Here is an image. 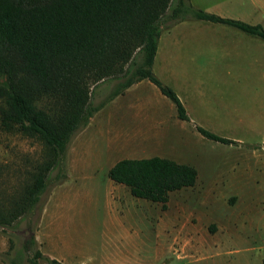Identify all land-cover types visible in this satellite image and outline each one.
<instances>
[{
	"label": "rangeland",
	"instance_id": "374dc122",
	"mask_svg": "<svg viewBox=\"0 0 264 264\" xmlns=\"http://www.w3.org/2000/svg\"><path fill=\"white\" fill-rule=\"evenodd\" d=\"M261 8L252 7V21L264 25ZM141 57L137 50L124 74L92 86L91 103L104 105L73 137L65 166L50 172L37 208L0 227L2 264H27L35 249L62 264H264V61L248 73L208 63L206 76L189 80L194 119H169L166 108L168 122H141L111 97ZM197 125L236 142L204 137ZM151 156L198 170L166 207L108 175L120 159ZM45 157L40 141L0 122V204L19 196Z\"/></svg>",
	"mask_w": 264,
	"mask_h": 264
},
{
	"label": "trees",
	"instance_id": "16d2710c",
	"mask_svg": "<svg viewBox=\"0 0 264 264\" xmlns=\"http://www.w3.org/2000/svg\"><path fill=\"white\" fill-rule=\"evenodd\" d=\"M0 0V122L36 138L46 148L30 181L9 205L0 204V227L32 213L45 192L50 172L65 166L73 137L104 105L91 103L92 86L124 74L137 50L140 62L111 96L148 79L189 114L177 92L153 71L163 30L192 19L224 23L264 40L261 25L225 18L177 0ZM204 137L231 144L200 125ZM133 196L166 207L171 192L195 185V166L168 157L123 158L108 171ZM27 264H62L35 249Z\"/></svg>",
	"mask_w": 264,
	"mask_h": 264
},
{
	"label": "crops",
	"instance_id": "0c3cea01",
	"mask_svg": "<svg viewBox=\"0 0 264 264\" xmlns=\"http://www.w3.org/2000/svg\"><path fill=\"white\" fill-rule=\"evenodd\" d=\"M190 2L206 12L252 25H261L264 29L259 19L257 22L252 21V15L255 14L252 7L255 5L257 11H261L264 0H190ZM263 61L264 40L260 37L228 24L192 19L180 21L162 31L153 71L177 92L192 120L190 109L195 89L191 87L193 85L189 80L192 77L206 76L208 63L231 64L238 73H248L254 72ZM179 79L183 84L182 92L179 90V83L176 82ZM197 93L200 102V96L205 93L202 90H197ZM118 98V108L134 113V117L141 122H168L165 116L166 108L169 110V119H173L174 115L178 117L177 109L174 113L173 105L168 102L169 98L148 79L132 84L120 93ZM176 119L187 121L179 117Z\"/></svg>",
	"mask_w": 264,
	"mask_h": 264
}]
</instances>
